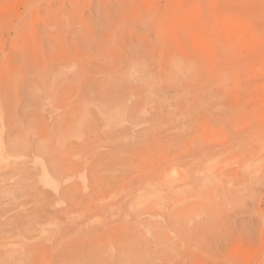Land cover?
Wrapping results in <instances>:
<instances>
[{
    "label": "rangeland",
    "instance_id": "rangeland-1",
    "mask_svg": "<svg viewBox=\"0 0 264 264\" xmlns=\"http://www.w3.org/2000/svg\"><path fill=\"white\" fill-rule=\"evenodd\" d=\"M0 264H264V0H0Z\"/></svg>",
    "mask_w": 264,
    "mask_h": 264
},
{
    "label": "bare ground",
    "instance_id": "bare-ground-1",
    "mask_svg": "<svg viewBox=\"0 0 264 264\" xmlns=\"http://www.w3.org/2000/svg\"><path fill=\"white\" fill-rule=\"evenodd\" d=\"M42 167H43V172H44V184H45V186L52 187L53 182L50 179V173L47 170V167H45L44 165Z\"/></svg>",
    "mask_w": 264,
    "mask_h": 264
}]
</instances>
